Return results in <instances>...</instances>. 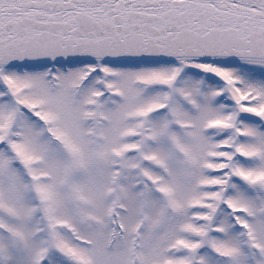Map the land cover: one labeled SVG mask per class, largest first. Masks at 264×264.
<instances>
[{
  "label": "snow or ice",
  "instance_id": "6c2138e0",
  "mask_svg": "<svg viewBox=\"0 0 264 264\" xmlns=\"http://www.w3.org/2000/svg\"><path fill=\"white\" fill-rule=\"evenodd\" d=\"M0 264H264V0H0Z\"/></svg>",
  "mask_w": 264,
  "mask_h": 264
}]
</instances>
